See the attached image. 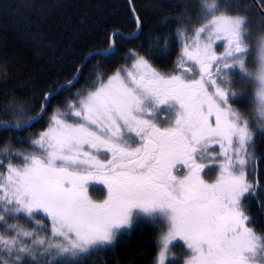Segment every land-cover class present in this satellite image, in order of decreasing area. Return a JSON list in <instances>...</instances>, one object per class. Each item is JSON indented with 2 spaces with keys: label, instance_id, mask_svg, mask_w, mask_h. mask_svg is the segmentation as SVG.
Instances as JSON below:
<instances>
[{
  "label": "snow or ice",
  "instance_id": "6c2138e0",
  "mask_svg": "<svg viewBox=\"0 0 264 264\" xmlns=\"http://www.w3.org/2000/svg\"><path fill=\"white\" fill-rule=\"evenodd\" d=\"M200 7L206 23L192 35L177 29L184 42L172 73L153 67L148 57L161 39L149 37L155 49L146 55L128 49L124 59L133 61L130 66L121 65L106 80L98 73L64 110L57 107L31 140L32 152L2 146V154L22 163L9 161L6 175L0 172V264H86L143 217L167 228L154 264H166L174 241L189 250L184 264H264V234L250 226L243 205L255 195L245 171L254 133L248 118L232 107L242 96L232 91V78L239 77L241 86L256 89L257 120L264 129V28L254 46L248 43L253 18L264 26V0H245L238 10L230 0H201ZM134 21L136 31L128 36L118 29L107 33L106 46L89 53L70 80L43 93L33 115L24 119L25 106L15 105L21 119L0 120V131L38 123L52 100L79 82L89 59H111L125 40L140 39L143 20ZM218 41L225 45L219 55ZM163 45L168 47L167 40ZM217 161L219 175L208 182L206 169ZM96 185L107 191L103 201L89 195ZM21 214L50 235L8 223ZM39 214L50 228L36 219Z\"/></svg>",
  "mask_w": 264,
  "mask_h": 264
},
{
  "label": "trees",
  "instance_id": "16d2710c",
  "mask_svg": "<svg viewBox=\"0 0 264 264\" xmlns=\"http://www.w3.org/2000/svg\"><path fill=\"white\" fill-rule=\"evenodd\" d=\"M131 1L143 20V32L138 35L140 39L125 40L111 59L101 56L89 59L79 82L52 100L47 113L34 126L26 130L0 131V160L5 165L0 167V172L6 175L9 161L17 166L22 163L19 158L2 154V146L9 145L13 152H32L31 140L48 126V120L57 107L64 110L66 102L75 93L92 86L98 73L104 74L106 80L121 65H131L132 60L124 59L128 49H136L141 55H146L156 47L149 44V37L160 38V49L148 58L159 72L172 73L184 42L183 37L177 35V29H186L192 35L195 28L206 23L200 18L207 15L206 10L202 11L200 7L201 0ZM244 3L245 0H230V6L237 10ZM220 11L225 9L222 7ZM262 28L259 17L253 18L249 25L250 47L255 45ZM117 29L124 34L136 30L130 0H0V120L14 124L20 120L14 111L17 104L25 106L24 119L33 115L32 106L40 104L43 93L70 80L89 53L106 46V34ZM164 40H167V48L163 45ZM246 62L252 69L255 55L249 56ZM232 81L237 85L232 91L242 93L232 107L248 118L250 130L254 133L245 171L248 182L255 186V195H249L243 205L253 222L250 226L257 234H264V129L257 120L256 89L250 84L241 86L239 77H233ZM213 147L219 151L218 145ZM218 171L216 166L206 169L204 179L214 181ZM97 189L106 191L103 186ZM36 219L50 228L43 214ZM8 223L23 225L30 231L39 232L41 237L50 235L23 214L18 220L9 219ZM165 228L166 225L159 220L138 219L133 228L119 233L115 244L103 246L90 255L86 264H154L160 235ZM0 232H3L2 227ZM172 253L168 264H175L178 253L182 256L180 264H184L189 250L178 242L172 246ZM256 262L261 264L259 259Z\"/></svg>",
  "mask_w": 264,
  "mask_h": 264
},
{
  "label": "rangeland",
  "instance_id": "374dc122",
  "mask_svg": "<svg viewBox=\"0 0 264 264\" xmlns=\"http://www.w3.org/2000/svg\"><path fill=\"white\" fill-rule=\"evenodd\" d=\"M224 42L223 41H218L217 43H216V51H217V54L219 55V54H222L223 53V51H224ZM127 66H130V64L129 65H127ZM198 78V77H197ZM213 154H215V153H213ZM218 164H219V161H217L216 162V167L218 168ZM218 170H219V168H218ZM218 175H219V171H218ZM103 185H96V186H94L91 190H90V192H89V195L92 197V199L93 200H95V201H97V202H100V201H103L105 198H106V195H107V191H96V190H98L97 188H99V187H102ZM135 223H136V221L132 224V226L130 227V228H125V229H122L119 233H121L122 231H126V230H129V229H131V228H133L134 226H135ZM166 230H167V228H165V230H164V232H166ZM164 232H162L161 233V235H160V237L164 234ZM119 233H118V235H119ZM118 235L116 236V238H115V240H114V242L111 244V245H113V244H115L116 242H117V237H118ZM159 241H160V239H159ZM182 243V242H180V241H174L173 243H174V245H175V243ZM105 246H109V245H105ZM186 248V247H185ZM187 249V248H186ZM189 255H190V253H189ZM189 255L187 256V259L189 258ZM173 257V253H172V247H170V254H169V258L166 260V264H168V261L170 260V258H172ZM179 258H182V256L180 255V253H178L176 256H175V260L176 261H179V264H180V260H179ZM255 264H259L258 262H255Z\"/></svg>",
  "mask_w": 264,
  "mask_h": 264
},
{
  "label": "water",
  "instance_id": "95a60500",
  "mask_svg": "<svg viewBox=\"0 0 264 264\" xmlns=\"http://www.w3.org/2000/svg\"><path fill=\"white\" fill-rule=\"evenodd\" d=\"M130 6H131V9H132V11H133V15L134 16H138L137 15V13H136V11H135V9H134V7H133V4H132V1L130 0ZM120 31V30H119ZM136 31V30H135ZM120 32H122V31H120ZM123 33V32H122ZM124 34V33H123ZM140 34V32H137V36ZM125 36H128V34H124ZM97 50H94V51H92L91 53H95ZM9 124H14V123H10V122H8ZM28 128V127H27ZM17 130V129H16ZM19 130H22V129H19Z\"/></svg>",
  "mask_w": 264,
  "mask_h": 264
}]
</instances>
